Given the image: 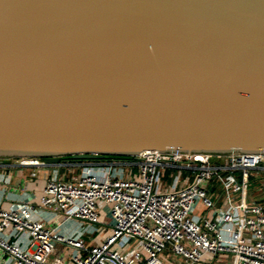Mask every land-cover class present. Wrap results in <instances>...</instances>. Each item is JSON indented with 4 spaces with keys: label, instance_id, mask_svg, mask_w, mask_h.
<instances>
[{
    "label": "water",
    "instance_id": "obj_1",
    "mask_svg": "<svg viewBox=\"0 0 264 264\" xmlns=\"http://www.w3.org/2000/svg\"><path fill=\"white\" fill-rule=\"evenodd\" d=\"M264 153V0H0V163Z\"/></svg>",
    "mask_w": 264,
    "mask_h": 264
},
{
    "label": "built area",
    "instance_id": "obj_2",
    "mask_svg": "<svg viewBox=\"0 0 264 264\" xmlns=\"http://www.w3.org/2000/svg\"><path fill=\"white\" fill-rule=\"evenodd\" d=\"M54 165L37 201L0 202V264H264V204L247 197L264 153L146 150ZM42 209L79 227L35 217Z\"/></svg>",
    "mask_w": 264,
    "mask_h": 264
},
{
    "label": "crops",
    "instance_id": "obj_3",
    "mask_svg": "<svg viewBox=\"0 0 264 264\" xmlns=\"http://www.w3.org/2000/svg\"><path fill=\"white\" fill-rule=\"evenodd\" d=\"M56 170V166L51 163L40 166H22L18 163V158H5L0 163V202L9 206L14 202L37 201L49 174L56 175ZM34 172H36L35 175ZM34 216L59 222L60 229L66 232L73 231L80 224L78 220H64V217L55 215L46 209L38 211ZM84 239L88 246L93 242L90 234H85Z\"/></svg>",
    "mask_w": 264,
    "mask_h": 264
},
{
    "label": "rangeland",
    "instance_id": "obj_4",
    "mask_svg": "<svg viewBox=\"0 0 264 264\" xmlns=\"http://www.w3.org/2000/svg\"><path fill=\"white\" fill-rule=\"evenodd\" d=\"M248 176H255L257 177L258 181L254 182H250L248 184V196L247 197H252L253 199H264V171L262 170H249L248 172ZM214 184H216V182H213ZM56 252H60V251H67V247H65V245H61L60 243L56 244V248H55ZM66 257H68V254H66Z\"/></svg>",
    "mask_w": 264,
    "mask_h": 264
},
{
    "label": "trees",
    "instance_id": "obj_5",
    "mask_svg": "<svg viewBox=\"0 0 264 264\" xmlns=\"http://www.w3.org/2000/svg\"><path fill=\"white\" fill-rule=\"evenodd\" d=\"M108 158H112V157H107V158H99V159H94V160H103V159H108ZM128 158V157H127ZM76 160H90V159H76ZM92 160V159H91ZM237 175L238 176H240L241 174H240V172H237ZM258 178L257 177H255V176H249V183L250 182H252V181H254V182H256V181H258L257 180ZM260 202H262L263 204H264V199H258Z\"/></svg>",
    "mask_w": 264,
    "mask_h": 264
}]
</instances>
